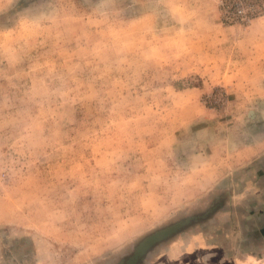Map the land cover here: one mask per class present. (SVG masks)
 Masks as SVG:
<instances>
[{
    "label": "rangeland",
    "instance_id": "rangeland-1",
    "mask_svg": "<svg viewBox=\"0 0 264 264\" xmlns=\"http://www.w3.org/2000/svg\"><path fill=\"white\" fill-rule=\"evenodd\" d=\"M228 2L0 0V264L193 215L140 264H264V5Z\"/></svg>",
    "mask_w": 264,
    "mask_h": 264
},
{
    "label": "water",
    "instance_id": "water-1",
    "mask_svg": "<svg viewBox=\"0 0 264 264\" xmlns=\"http://www.w3.org/2000/svg\"><path fill=\"white\" fill-rule=\"evenodd\" d=\"M204 214H201L203 216ZM198 216H187L169 223L143 236L132 248L130 254L121 257L116 264H140L149 250L157 243L166 240L184 226L196 220Z\"/></svg>",
    "mask_w": 264,
    "mask_h": 264
},
{
    "label": "crops",
    "instance_id": "crops-1",
    "mask_svg": "<svg viewBox=\"0 0 264 264\" xmlns=\"http://www.w3.org/2000/svg\"><path fill=\"white\" fill-rule=\"evenodd\" d=\"M252 145H254V144H252ZM253 148H254L253 146H249V152L248 153L253 154L254 152H256V151H254ZM263 149H264V147H263ZM263 149L260 152H258L257 154L258 155L263 154V151H264ZM227 163H230V160H229V156L226 153H224V154L222 153L221 156L217 154V169L215 170V173H216L215 179L217 178V180H218L224 176V174L226 172L225 167L228 166Z\"/></svg>",
    "mask_w": 264,
    "mask_h": 264
},
{
    "label": "built area",
    "instance_id": "built-area-1",
    "mask_svg": "<svg viewBox=\"0 0 264 264\" xmlns=\"http://www.w3.org/2000/svg\"><path fill=\"white\" fill-rule=\"evenodd\" d=\"M257 1H260L261 2V5L263 6L264 5V0H256V2ZM230 5H232V7H234V8H237V6H238V4H239V0H229V2H228ZM253 9V10H252ZM262 10H264V8L263 9H254V8H250V10L247 12L248 14L247 15H249V16H252V15H257V14H260L261 12H262ZM237 12H240V10L239 9H237ZM246 15V16H247Z\"/></svg>",
    "mask_w": 264,
    "mask_h": 264
}]
</instances>
